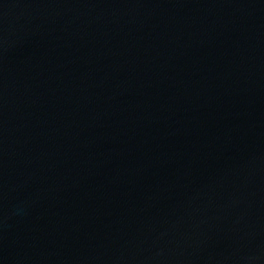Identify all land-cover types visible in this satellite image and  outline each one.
Instances as JSON below:
<instances>
[{"label":"water","instance_id":"obj_1","mask_svg":"<svg viewBox=\"0 0 264 264\" xmlns=\"http://www.w3.org/2000/svg\"><path fill=\"white\" fill-rule=\"evenodd\" d=\"M0 264H264V0H0Z\"/></svg>","mask_w":264,"mask_h":264}]
</instances>
